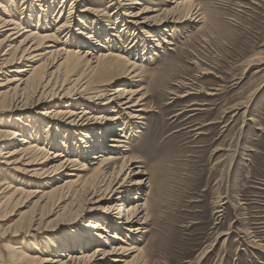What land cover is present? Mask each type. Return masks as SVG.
I'll list each match as a JSON object with an SVG mask.
<instances>
[{"label":"rangeland","instance_id":"374dc122","mask_svg":"<svg viewBox=\"0 0 264 264\" xmlns=\"http://www.w3.org/2000/svg\"><path fill=\"white\" fill-rule=\"evenodd\" d=\"M25 1L16 0L17 7L24 9ZM193 1L202 8L205 22L167 34L166 40L173 44L170 46L163 43L164 38L157 42L150 38L153 44H162L155 49L159 55L140 62L145 68L144 78L132 88L144 89L142 93L148 96L145 102L153 107L146 122L137 126L136 132L140 133H132L136 137L127 143L131 149L128 155L137 158L141 171L149 175V188H145L142 202L148 204L150 222L147 233L141 236L142 243H138L143 250L142 261L264 264V0ZM142 2L160 10L171 0ZM59 6L57 0L54 9L58 11ZM81 9L77 6L75 12ZM17 12L21 23L23 15L19 14L23 10ZM69 12L68 4L52 31ZM52 17L57 18V12ZM92 32L87 30L84 36ZM6 49L8 44L0 50V67L9 58L3 56ZM106 50L109 47L102 49ZM53 60L49 58L39 68L43 76ZM16 63L3 70L7 72L0 74V82L18 77V69L25 64ZM78 77L73 76L71 81ZM118 82L113 80L111 86H120ZM70 86H65V91ZM82 94L89 96L90 92ZM25 97L33 101L40 93L29 91ZM10 104L11 98L0 99V131L7 128L11 114L4 111L10 109ZM42 168L47 169L42 165L36 169ZM3 170L0 252H6L4 264H11L9 257L15 248L27 257L22 264L53 259L49 245L57 243L60 248L72 231L71 218L60 213L63 210L58 211L57 205L68 211L77 203L64 193L40 201L42 194L34 191L50 190L45 183L22 185L21 174L9 171L10 176ZM17 189L21 190L13 194Z\"/></svg>","mask_w":264,"mask_h":264},{"label":"bare ground","instance_id":"6f19581e","mask_svg":"<svg viewBox=\"0 0 264 264\" xmlns=\"http://www.w3.org/2000/svg\"><path fill=\"white\" fill-rule=\"evenodd\" d=\"M56 1L26 0L24 11L16 0H0V36L5 35L0 50L6 44L9 48L0 74L15 62L25 64L18 77L0 82V99L11 98L10 109L4 111L11 117L6 130L0 131V169L10 176L13 171L21 174L22 185L45 183L50 190L34 191L42 194L40 201L64 193L77 203L68 211L57 205L58 211L63 210L60 213L71 218L72 231L60 248L57 243L49 245L55 257L42 264H144L138 243L150 222L148 204L142 202L149 175L141 171L137 158L128 155L127 143L136 137L132 133H140L137 126L146 122L153 107L146 104L144 89L132 88L144 78L140 62L159 55L155 49L162 44H153L152 38L173 45L167 34L203 24L206 16L193 0H171L160 10L142 0H60L58 11ZM68 4L69 14L52 31ZM77 6L82 8L79 12ZM18 10H23L21 23ZM56 12L58 17L50 18ZM87 30L93 32L86 37ZM59 43L63 47L58 48ZM49 58L54 60L45 77L39 68ZM113 80H119L120 86L112 87ZM13 83L17 85L12 87ZM29 91L40 97L29 101L25 97ZM87 92L89 96L82 94ZM97 112L101 114L94 115ZM39 165L47 169L39 171ZM66 176L69 179L60 184ZM17 249L11 250V264H22L27 258ZM2 257L6 252H0V264L5 263ZM58 257L65 260H55Z\"/></svg>","mask_w":264,"mask_h":264}]
</instances>
